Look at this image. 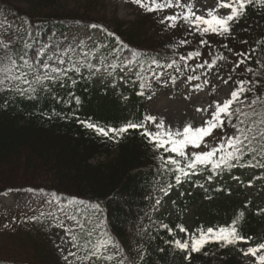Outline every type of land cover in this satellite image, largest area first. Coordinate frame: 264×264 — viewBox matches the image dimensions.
<instances>
[{
	"label": "trees",
	"instance_id": "obj_1",
	"mask_svg": "<svg viewBox=\"0 0 264 264\" xmlns=\"http://www.w3.org/2000/svg\"><path fill=\"white\" fill-rule=\"evenodd\" d=\"M96 5V0H0V29L11 26L12 31H23L30 25L38 33L30 56L42 45L49 44L58 45L61 51L73 47V59H79L81 46L70 40V34L87 31L95 46L86 51L83 45V51L93 54L91 62L102 66L101 71L107 69L108 74L112 73L110 84L97 86L98 74L89 76L82 69L86 78L71 74L75 84L71 80L63 81V87L53 84L48 92L42 91L32 100L0 91V197L8 193H32L59 206L66 205L70 211L99 204L102 212L97 218L103 219L115 248L104 253L112 259L96 261L93 258L85 264H122L118 258L123 264H189L182 253L166 243L181 239L180 234L182 239L187 238L177 225H183L189 232L201 226L206 229L228 225L240 212L245 214L240 224L242 234L252 238L258 235L264 229V206L248 196L240 197L228 183L235 169L248 168H235L212 181L207 180L209 171H201V178L193 176L177 185L173 172L161 167L159 157L167 153L155 150L139 131H130L123 140L114 143L78 122L77 117L103 127H119L129 120H142L148 89L144 90L145 95H137L142 81L136 75L127 80V86L120 87L119 71L132 61L135 73L142 72L147 78L151 76L147 69L153 58L167 64L179 55L172 38L157 29L150 14L136 13L135 19L128 22L113 18L108 25H102ZM92 24L103 26V30L97 28L99 39L92 32ZM235 29L241 32L240 42H247L242 52L257 49L250 61L235 70V84L239 80L251 82L247 87L254 88V92L247 93L249 101L256 96L264 97V77L254 75L264 73L261 66L264 64V7L250 6L240 22L233 25L232 34L221 38L223 45L229 47L237 40L238 34L233 38ZM247 67L253 72L246 71ZM75 97L80 98L79 105ZM224 130L229 134L232 131ZM250 169L255 174L246 181L258 180V187L264 191V169ZM169 184L173 187L168 193L174 188L180 189V194L171 199L174 217L154 220L156 201L164 199L161 189ZM195 189L199 192L193 193ZM72 198L84 203H70ZM195 204L194 226L189 228L185 215ZM41 214L21 211L12 215L5 230L8 231L6 241L0 242V264H67L52 231L57 222L53 217L62 219L63 212ZM162 224L172 228L175 236L169 235ZM99 231L93 236L94 241ZM238 247L242 248L241 244L226 248L208 244L200 253L193 254L190 264H254L244 258ZM78 255L83 256V250Z\"/></svg>",
	"mask_w": 264,
	"mask_h": 264
},
{
	"label": "snow or ice",
	"instance_id": "obj_2",
	"mask_svg": "<svg viewBox=\"0 0 264 264\" xmlns=\"http://www.w3.org/2000/svg\"><path fill=\"white\" fill-rule=\"evenodd\" d=\"M131 3L144 8L148 12H163L169 8L181 9L172 15H165L160 23L166 24L168 28H176L178 24L183 22L189 28V31H196L202 36L205 34H216L219 36H230L232 27L235 23L246 15L247 10L252 5L264 7V0H217L214 8L207 9L205 14H197L199 9L194 10L193 0H131ZM228 10L227 14H218L221 10ZM92 28H100L103 26L92 24ZM109 35H113L109 33ZM38 40V33L34 32L30 25L26 26L23 31L16 29L12 31L11 26L0 29V91L14 93L22 98L29 100L36 99L40 92H48L51 85L59 83L63 87V81L71 80L75 84L76 80L72 79V75L83 77L82 69L88 71L89 76H95L101 72V67L93 64L90 59V52L83 51L81 44V54L79 59H73L75 48L68 47L62 51L58 45H42L36 50L34 56L29 55V51L33 49L34 43ZM201 45H208L206 40L200 41ZM243 43H247L244 41ZM259 43V42H258ZM189 44L187 39H181L179 46ZM52 51H49V48ZM210 47V46H209ZM228 52L232 49L224 45ZM257 51L253 48L251 52L235 53L240 59L235 63L233 71L245 65L253 57ZM202 52L193 50L187 52L186 55L179 57L184 62V67H191L188 61H194L202 57ZM211 55V53H209ZM46 59H41L45 57ZM226 57L221 53L215 56L211 62L204 59L200 63H196L192 67V71L197 69L213 68L218 60H225ZM260 63L259 60L256 61ZM132 61H128L124 67L129 68ZM264 67V64L261 65ZM115 68L114 65H109ZM175 68L176 72H181V68L177 60L170 63L161 64L159 60L153 58L148 65L147 71L151 76L145 77L142 72H136L135 75L142 81L139 84V96L145 95L144 90L152 87L151 81L154 79L160 83H166L161 78L164 77V69ZM161 69V71H157ZM107 71V69H104ZM129 70H131L129 68ZM123 71V69H121ZM246 71L253 72L251 67H247ZM109 75H112L110 72ZM254 75L264 77V73H254ZM123 79V77H122ZM224 84H228L232 77L229 75L227 79L219 77ZM200 80L198 75L187 76L188 82ZM171 83L175 84L176 77H170ZM205 84L209 81L205 80ZM251 83L247 80H239L236 86L230 91L228 98L221 101H214L204 109H197L208 114L201 126L193 127L186 124L182 129L173 130L170 126H166L163 119H157L152 115H145L138 122L129 120L119 127L107 126L103 127L90 120H77L87 129L92 130L96 135L119 143L125 138L130 131H139L142 137H145L148 143L152 144L157 151L163 150L167 155L159 157L161 167L167 171L173 172L177 185L184 180L199 175L201 171H209L208 181H212L221 174L231 172L235 168H262L264 169V97L256 96L248 100L247 93L254 92V88L247 87ZM195 90H203L199 83H193ZM214 90V88H213ZM151 98V97H149ZM127 99V97H125ZM76 104H80V98L75 97ZM153 125L155 130H150L148 125ZM231 129V133L223 132L224 129ZM217 130L222 132L216 136ZM207 138H212L209 142ZM247 158V159H246ZM233 179H239L233 177ZM173 187L172 184L161 189L165 195ZM199 187L204 188L203 184ZM222 189H217L220 191ZM70 203L83 204V201H77L72 198ZM160 200L156 201L159 205ZM59 210L63 212V218L56 219L55 227L61 228L67 237L66 243L71 246L63 259L67 264H85L101 259H112L111 256L105 257L104 253L110 248H115V242L107 232L103 219H99L98 214L102 212L99 204L90 205L83 210L75 208L69 210L68 206L61 205ZM43 215V213L41 214ZM51 215V213H50ZM244 212H240L228 225L217 227L201 226L194 232H189L183 225H177L180 232L184 233L185 239H172L166 241L171 245L174 251L183 254V259L191 262L194 253H200L206 245L216 244L221 248L229 246H238L240 244L249 245L252 241L251 236L242 234L240 224L244 218ZM30 219H38L32 217ZM67 221L68 223H65ZM91 225V227H89ZM162 228L167 229L169 235L175 236V232L168 225L162 224ZM99 231V236L94 241L93 236ZM77 249L72 251L71 249ZM83 250L84 255H78V251ZM238 250L244 257L254 258V264H264V242L240 248ZM159 251L163 252L164 249ZM204 252V255H207ZM70 257L74 259H69ZM143 259V254L141 255Z\"/></svg>",
	"mask_w": 264,
	"mask_h": 264
},
{
	"label": "rangeland",
	"instance_id": "obj_3",
	"mask_svg": "<svg viewBox=\"0 0 264 264\" xmlns=\"http://www.w3.org/2000/svg\"><path fill=\"white\" fill-rule=\"evenodd\" d=\"M98 5H96V13L100 24L108 25L109 21L113 18H117L121 21H132L136 17V13H143L145 15L150 14L152 19H150L156 26L157 29L165 32L167 37L172 38V43L179 52L176 59L181 68V72L169 71L165 69V75L161 79L166 81V83H160L154 79L151 81L152 87L148 89V102L145 106V115H152L157 117V119H163L166 126H170L173 130L182 129L186 124H191L193 127L201 126L204 120L207 118L208 114L203 111H197V109L207 108L209 105H212L214 101H223L228 98L230 91L235 84L236 71H233L234 64L238 59V56L235 53L242 52L244 49V43L240 42L241 32L238 29L234 31V39L238 34L237 40L232 42L228 47L232 49V52H228L220 40L223 36L216 34H205L201 35L196 31H189V28L186 24L181 22L175 28H168L166 24L160 23V20L165 15H172L181 9L169 8L163 12H148L144 8L139 7L131 3V0H96ZM185 3L188 0H184ZM194 10L199 9L197 14H205L207 9L214 8L217 4V0H193ZM228 10H221L218 14L224 15L227 14ZM238 30V31H237ZM93 33L98 38L100 36L99 31L94 29ZM70 40L73 42L85 46V49L92 48L94 46L93 40L87 31L77 32L74 31L70 34ZM181 39H187L189 44L184 46H179V41ZM206 40L208 45H201L200 41ZM239 41V42H238ZM210 46V47H209ZM199 50L202 52V57L194 61H188V64L191 67L185 68L184 62L179 60L181 55H186L187 52ZM211 53V55H209ZM223 54L226 59L218 60L215 67L197 69L195 72L192 71V67L196 63L202 62V60L207 59L209 62L217 56L218 54ZM129 66V68L123 67V71L119 72L118 75V84L121 87L127 85V79L133 76L134 70ZM189 75H198L200 80L194 82H188L187 76ZM231 75L232 79L228 84H224L219 77L227 79ZM175 76V84L171 83L170 77ZM239 76V75H237ZM123 77V79H122ZM208 80L209 83L205 84L204 81ZM104 82H111L110 78L106 77V73L102 72L97 78V83L99 86ZM193 83H199L202 85L203 90H195L193 88ZM214 88V90H213ZM151 97V98H149ZM150 130H155L153 125H148ZM223 132H227L223 130ZM222 132L217 130L216 136L221 135ZM209 142L212 141V138H207ZM234 175L231 174V178L228 183L231 184L233 191L242 197V195L253 198L258 205L264 206V192L258 187L257 184L248 183L246 180L251 179L254 175V171L251 169L235 170L233 171ZM200 178V174L195 176ZM233 177H238L239 179H233ZM258 183V180L254 183ZM185 188V186H183ZM198 190L195 189L193 193H197ZM177 194H180L179 188H174L172 192L168 193L165 196L164 201L159 205H156V211L153 215L154 220H165L172 219L174 217V208L171 203V198L175 197ZM176 202H179L176 200ZM59 204L50 201L45 197L33 194H17L11 193L5 196L0 197V242L6 241L8 231L5 232L7 226L11 222L13 214L17 212L25 211L31 212L33 214L38 213H54L62 212L59 210ZM197 212V205L192 206L185 215V222L189 228L194 226V221ZM24 226V225H23ZM25 227V226H24ZM44 230V228H42ZM56 239L58 240L61 251L64 255L67 254L70 249V245L66 243L67 237L65 236L64 231L55 227L52 228ZM181 239L183 237L180 234ZM264 242V229H261L249 245L241 244L242 248H247L248 246L255 245L258 243ZM248 262L254 261L252 257H244ZM119 262H123L118 258Z\"/></svg>",
	"mask_w": 264,
	"mask_h": 264
}]
</instances>
